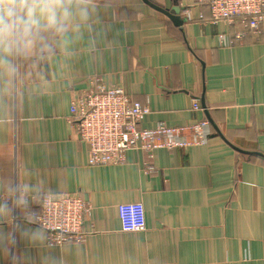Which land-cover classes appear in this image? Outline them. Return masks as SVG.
I'll return each mask as SVG.
<instances>
[{"label": "crops", "instance_id": "crops-1", "mask_svg": "<svg viewBox=\"0 0 264 264\" xmlns=\"http://www.w3.org/2000/svg\"><path fill=\"white\" fill-rule=\"evenodd\" d=\"M149 2L182 26L144 0H92L67 44L45 34L51 50L35 42L0 74V264H264V23L229 46L219 35L239 26L214 23L205 3ZM93 77L148 106L141 128L207 119L208 144L89 165L69 118ZM46 194L91 204L86 240L47 245L30 215ZM133 202L146 230L123 232L118 206Z\"/></svg>", "mask_w": 264, "mask_h": 264}, {"label": "built area", "instance_id": "built-area-1", "mask_svg": "<svg viewBox=\"0 0 264 264\" xmlns=\"http://www.w3.org/2000/svg\"><path fill=\"white\" fill-rule=\"evenodd\" d=\"M211 11L212 21L226 22L239 29L219 35L224 45L242 43L247 34L262 35L264 0H197ZM192 108L202 110L198 99ZM69 121L80 140L89 147V165L117 166L126 162L127 152L143 151L153 157L157 149H185L208 144L213 134L207 119L185 126H168L163 122L154 128H141L143 119L150 113L148 106L135 101L124 89L107 87L102 78L93 77L89 89L76 92L70 107ZM146 174L155 172L149 161ZM91 204L78 195L43 196L31 221L47 232L48 246L80 243L89 233L84 224L92 215ZM123 232L146 230V214L141 202L118 206Z\"/></svg>", "mask_w": 264, "mask_h": 264}, {"label": "clouds", "instance_id": "clouds-1", "mask_svg": "<svg viewBox=\"0 0 264 264\" xmlns=\"http://www.w3.org/2000/svg\"><path fill=\"white\" fill-rule=\"evenodd\" d=\"M91 4L92 0H0V74L12 75L13 58L35 42L51 50L45 34H60L67 44L69 26L78 34L90 17ZM15 190L21 191L19 186Z\"/></svg>", "mask_w": 264, "mask_h": 264}, {"label": "water", "instance_id": "water-1", "mask_svg": "<svg viewBox=\"0 0 264 264\" xmlns=\"http://www.w3.org/2000/svg\"><path fill=\"white\" fill-rule=\"evenodd\" d=\"M144 1L147 4H149L150 6H152L154 9H156L157 11H159V12L165 14L166 16H168L169 18H171L177 26H182L183 21L177 16V14H175V13H173L171 11H168V10H164V9L158 7V6H155L151 2H149V0H144Z\"/></svg>", "mask_w": 264, "mask_h": 264}]
</instances>
